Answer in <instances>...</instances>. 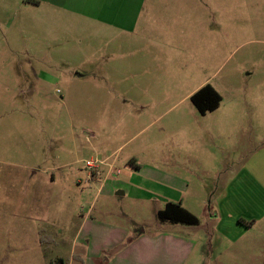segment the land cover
<instances>
[{
    "label": "rangeland",
    "instance_id": "374dc122",
    "mask_svg": "<svg viewBox=\"0 0 264 264\" xmlns=\"http://www.w3.org/2000/svg\"><path fill=\"white\" fill-rule=\"evenodd\" d=\"M155 4L174 7L156 13L179 23L166 29L178 37L179 57L168 58L169 75L154 66L145 97L140 86L117 84L139 79L126 81L114 59L99 58L96 25L68 15L39 29L31 1L0 0V264H81L73 257L86 219L131 236H185L193 244L185 264H264V219H240L244 230L226 225L223 233L212 210L233 172L212 164L236 165L245 151L253 181L255 155L264 152V0ZM153 25V42L164 46L162 24ZM205 81L222 102L203 117L191 96ZM122 92L136 105H122ZM220 114L244 120L245 138L218 132ZM196 137L206 141L205 171L196 169ZM88 162L99 167L92 176ZM171 184L185 189L197 226L159 220Z\"/></svg>",
    "mask_w": 264,
    "mask_h": 264
},
{
    "label": "crops",
    "instance_id": "0c3cea01",
    "mask_svg": "<svg viewBox=\"0 0 264 264\" xmlns=\"http://www.w3.org/2000/svg\"><path fill=\"white\" fill-rule=\"evenodd\" d=\"M35 6V26L39 29L46 27L48 22L62 20L68 15H77L87 19L97 26L99 38V58L114 59L115 72L124 77L126 81L139 79L141 83H128L121 85L122 88L140 86L141 95L148 97V90L151 85L147 83L148 77L153 73V68L157 66L159 77L163 74L169 75L176 71L175 67L168 59L178 58V51L171 38L177 39V36H170L166 29H173L179 26L174 20V14L171 13V19H166L162 14V20L158 19V10H172L173 5L158 4L149 5V0H29ZM46 13V20L43 21L41 14ZM155 23L162 24L166 35V44L164 46L154 43ZM113 42L114 50H106L105 47ZM171 50V51H170ZM168 59V60H167ZM163 61V62H162ZM124 74V76H122ZM170 82V81H169ZM205 81L196 90L206 86ZM137 96L140 99H145ZM124 106H134L135 98H132L122 92L116 95ZM137 98V99H138ZM220 109V107L218 108ZM218 109L211 114H215ZM130 112V111H129ZM128 112V113H129ZM209 114V113H208ZM206 115H202L206 117ZM234 115H217L216 122L218 132L225 136H232L236 130L240 131V137L245 138L244 120H238ZM197 161H195L198 171H205L209 166L205 155L207 151L206 141L196 137ZM212 152V151H211ZM213 153V152H212ZM264 152L256 154V168L252 170L250 180L248 172L249 161H245V151L241 153V159L238 164L232 162L225 166H219V163H213L212 167L217 171L222 169L232 170V177L212 209L214 213L218 210V215H222L217 228L223 233L230 231L227 226H236L235 228L245 229L239 222L240 219H253L256 223L264 219V159L259 160ZM201 155V156H199ZM258 155V156H257ZM254 157V158H255ZM215 158L219 159L216 154ZM248 160V159H247ZM109 173L113 170L109 166ZM249 168V169H248ZM246 172V173H245ZM101 175V173H100ZM90 177V174L88 175ZM201 179L200 175H197ZM99 177V176H98ZM98 177H95L97 179ZM107 183V182H106ZM106 183L101 184L99 191L102 193L106 188ZM181 183V182H179ZM171 197L165 199V204L158 210H163L168 203L181 204L186 210L195 213L188 208L186 203L185 189L182 193L176 190V185L171 184ZM127 194L126 191L118 192L117 195ZM220 204L218 205L217 203ZM211 209V208H210ZM212 215V214H211ZM228 217V221L223 220ZM213 220V217H211ZM239 220V221H238ZM182 225V224H176ZM227 225V226H226ZM186 227H193L187 226ZM80 237L82 251L80 255H74L75 260L81 264H185L186 249L193 245L185 236H173L165 233L148 235L141 232L131 236L128 230L107 226L105 223L97 220L86 219L80 228ZM129 241V242H128Z\"/></svg>",
    "mask_w": 264,
    "mask_h": 264
},
{
    "label": "trees",
    "instance_id": "16d2710c",
    "mask_svg": "<svg viewBox=\"0 0 264 264\" xmlns=\"http://www.w3.org/2000/svg\"><path fill=\"white\" fill-rule=\"evenodd\" d=\"M191 101L201 115H206L220 107L222 97L210 84H207L191 96ZM158 218L162 223L187 226L199 224V219L179 203H168L163 210L158 212ZM240 223H243L242 220Z\"/></svg>",
    "mask_w": 264,
    "mask_h": 264
},
{
    "label": "built area",
    "instance_id": "2783aa9c",
    "mask_svg": "<svg viewBox=\"0 0 264 264\" xmlns=\"http://www.w3.org/2000/svg\"><path fill=\"white\" fill-rule=\"evenodd\" d=\"M87 166H88L89 169L92 170V172H91V176L94 174V173H93L94 170H99V167H97V165H96L94 162H88V165H87ZM97 174L100 175L99 172H97Z\"/></svg>",
    "mask_w": 264,
    "mask_h": 264
}]
</instances>
